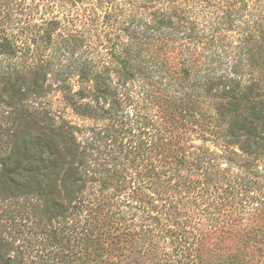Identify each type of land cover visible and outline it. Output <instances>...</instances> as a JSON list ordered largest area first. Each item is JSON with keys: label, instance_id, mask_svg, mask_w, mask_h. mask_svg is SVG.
<instances>
[{"label": "trees", "instance_id": "1", "mask_svg": "<svg viewBox=\"0 0 264 264\" xmlns=\"http://www.w3.org/2000/svg\"><path fill=\"white\" fill-rule=\"evenodd\" d=\"M262 256L264 0H0V264Z\"/></svg>", "mask_w": 264, "mask_h": 264}, {"label": "rangeland", "instance_id": "2", "mask_svg": "<svg viewBox=\"0 0 264 264\" xmlns=\"http://www.w3.org/2000/svg\"><path fill=\"white\" fill-rule=\"evenodd\" d=\"M51 99H52V105L54 107H59L64 111V115L65 117H67L70 120H73L74 122H83L85 123V121H82L80 118L76 117L71 110L66 107L65 103L61 100V97L58 94L55 95H51ZM262 260H264V256H262V258H260Z\"/></svg>", "mask_w": 264, "mask_h": 264}]
</instances>
